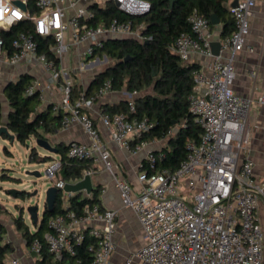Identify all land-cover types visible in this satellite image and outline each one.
I'll use <instances>...</instances> for the list:
<instances>
[{
  "label": "built area",
  "instance_id": "built-area-1",
  "mask_svg": "<svg viewBox=\"0 0 264 264\" xmlns=\"http://www.w3.org/2000/svg\"><path fill=\"white\" fill-rule=\"evenodd\" d=\"M14 1L4 0L10 10L21 13V18L7 24L9 11L0 30L10 31L20 22L29 28L16 31L10 52L0 37V61L4 66L39 63L48 73L45 88L60 87V98L49 101L52 112L62 113V128L77 123L89 138L88 142H69L67 155L101 165L111 173L123 205L135 213L143 230L144 243L128 255L125 264L135 260L139 264H264V224L259 219L264 181L255 178L252 161L242 157L250 141L246 124L249 108L253 103L264 104V95L240 96L232 88L234 55L244 47L255 0L227 1L234 30L219 39L217 55L210 48L209 19L196 9L188 16L194 35L180 34L172 50L187 62L192 55L209 58L208 74H196L197 83L188 97L189 108L202 132L197 141L186 142V157L174 170L158 167L160 151H148L137 173L136 188L113 173L108 145L89 112L97 99L113 89L112 81L106 79L92 94L81 91L74 100L71 90L73 77L90 66L84 65L86 59L103 48L107 37L146 39L144 22L135 24L132 19L113 18L95 24L91 7L113 2L126 15L141 16L149 10V1L18 0L25 9ZM234 1L236 5L232 6ZM35 36L52 40L48 50L56 62L38 51ZM73 50L77 53L78 69L62 65V58ZM35 91L38 99L45 101L43 88L36 82L26 87L24 94ZM130 95L127 112L101 111L99 118L110 128V137L118 147L136 152L148 145L149 141L142 137L151 129V123L145 115L130 116L136 112L133 97L137 92ZM59 166V160L53 162L46 168L45 177L63 194L66 208V182L55 177ZM92 172L91 166L83 176ZM116 216L115 209H105L99 203L85 205L81 213L68 210L52 216L43 236L52 259L60 264H83L76 257V245L90 238L92 257L88 264H110L117 247L113 239ZM41 245L35 239L30 246L38 258ZM5 264L25 263L19 257L6 256Z\"/></svg>",
  "mask_w": 264,
  "mask_h": 264
},
{
  "label": "trees",
  "instance_id": "trees-1",
  "mask_svg": "<svg viewBox=\"0 0 264 264\" xmlns=\"http://www.w3.org/2000/svg\"><path fill=\"white\" fill-rule=\"evenodd\" d=\"M149 10L141 16H129L118 9L113 2L103 7L92 6L95 20L92 23L109 22L113 18L119 20L132 19L135 24L144 22L146 39L139 41L133 38L125 40H109L104 43L106 55L115 60L113 65L101 70L93 76L91 85L82 89L74 84L71 90V98L74 100L81 91L85 94L94 93L106 79H110L113 89L125 88L129 93L137 92L133 97L136 112L130 116H147L151 123V129L143 135V139H166L161 149L162 158L158 160V167L174 170L186 157V142L197 141L202 129L197 124L192 111L189 108L188 97L194 91L196 74L199 65L195 62L183 61L173 50L175 39L182 33L194 35L188 22V16L196 9L200 14L209 19V27H213L210 17L215 15L222 24L221 37H226L234 30L233 17L227 8L228 0H147ZM29 25L20 22L10 31L0 30V37L4 39L6 48L12 50L10 41L16 31L27 29ZM38 41V51L57 61L48 50L50 38L35 36ZM32 75L23 73L15 81L5 83L2 92L6 103L0 99V125H5L9 133L14 134V140L25 145L30 137H45L61 127L62 113H54L51 105L39 108L40 100L38 91L25 95L24 91L33 81ZM127 100L116 106H106L103 112L115 113L127 112ZM6 104V106H5ZM8 108L7 111L4 109ZM0 137L12 140L7 134ZM60 166L56 173V179L64 182H75L83 177L84 172L91 168L88 160H80L67 155V145H57ZM6 149V147H5ZM33 155V154H31ZM50 158L45 156L44 161ZM22 197L25 191L19 193ZM99 190L96 188L91 195L83 192L69 194L68 205L63 207L64 197L59 191L52 210L44 206L41 219L34 224L31 230L23 217V210L19 216L13 219L15 229L21 232L27 245L30 247L35 239L42 242L39 251V264H60L54 261L43 236L49 230V219L68 210L81 213L85 205L100 204ZM0 207V213H1ZM5 227L0 224V264H5L7 253L12 250L10 242L5 241ZM92 239L85 238L76 245V257L88 264L92 257L89 245Z\"/></svg>",
  "mask_w": 264,
  "mask_h": 264
},
{
  "label": "crops",
  "instance_id": "crops-1",
  "mask_svg": "<svg viewBox=\"0 0 264 264\" xmlns=\"http://www.w3.org/2000/svg\"><path fill=\"white\" fill-rule=\"evenodd\" d=\"M221 29V23L209 27L210 42L219 41L222 38L220 34ZM69 56L70 53L62 58V65L67 66L69 64ZM188 62H195L199 65L198 73L208 74L207 65L209 58L192 55ZM39 66L40 64L36 62L4 66V63L0 61V80L1 78L4 79L5 84L9 81L17 80L23 73L32 75V81L36 82L40 89L43 88L45 101H40L38 107L44 108L49 105V101L58 98L59 94L57 92H60V87L46 89L43 77L46 78L48 73L45 71V74H41L38 70ZM94 74L95 72L90 76L79 74L76 77L75 75L73 77L74 84L82 89H86L91 85ZM232 88L234 93L240 96L258 97L259 95H264V0H255L253 13L249 16V33L245 39L244 47L234 55V80ZM202 89L203 87H201ZM130 97V93L125 88L112 89L103 97L97 99L89 112L100 130L102 138L108 145L113 173L120 178L126 179L136 188L139 185L137 173L141 168L140 165L144 161L146 153L150 150L155 152L161 151L165 144L162 145L160 143L162 139H152L149 140L146 147L136 152L121 149L112 141L110 128L101 123L99 118V114L104 110V107L116 106ZM3 103H6V100ZM7 109L5 108L4 110L7 111ZM246 124L250 131V141L244 148L242 157L252 161L255 178L259 181H264V104H251ZM48 137L55 146L60 144L67 145L72 141H89L88 135L81 125L77 123L71 124L66 128L60 127ZM91 166L93 167V172L90 176L93 185L99 190L100 205L105 209H115L117 211L115 232L113 234L117 247L111 254L110 264H125L128 255L144 243L143 230L135 213L123 205L118 189L114 184L113 175L103 169L101 165L91 164ZM259 219L264 224V204L260 205ZM0 224L4 226L2 222ZM5 234L6 232L4 233L5 241L10 242L12 245V250L7 253V257H19L25 264H39L36 253L27 245L21 232L15 229V233L12 235L14 241L10 236L6 237ZM131 264L139 263L135 260Z\"/></svg>",
  "mask_w": 264,
  "mask_h": 264
},
{
  "label": "rangeland",
  "instance_id": "rangeland-1",
  "mask_svg": "<svg viewBox=\"0 0 264 264\" xmlns=\"http://www.w3.org/2000/svg\"><path fill=\"white\" fill-rule=\"evenodd\" d=\"M76 56L77 53L73 50L70 53L68 65H74L75 68L78 69ZM104 56L107 58L105 59ZM96 59L99 60V63L89 66L88 68H83L80 71L78 70L79 72L76 77H78L79 74L90 76L92 73L101 71L113 65L115 62L114 59L106 55L105 49H100L95 51L93 56L86 59L84 65H89L90 62ZM38 70L41 74H45L41 64ZM43 81L46 83L47 77H43ZM3 86L4 79L1 78L0 99L4 102L5 98L2 94ZM57 93L59 94L58 98H60L61 92L58 91ZM160 143L164 145L166 139H162ZM26 144H29V147H26ZM26 144L23 145L17 140L0 137V207L2 210L0 213V222L5 226V236H10V238H12V235L15 233L13 219L19 216L20 210H23L25 222L29 225L30 229L33 230L34 224L31 222L26 209L29 205H37L39 215L38 221H40L44 209L45 190L51 183L50 179L45 177V170L53 162L58 160L57 153H49L36 145L33 136L30 137ZM5 147L10 152L7 151ZM48 155L50 158L44 161V157ZM28 170L40 171L42 175L41 178L27 175L26 171ZM11 190L25 191L30 195L25 194V197H22L20 194H16V196H14L10 193Z\"/></svg>",
  "mask_w": 264,
  "mask_h": 264
},
{
  "label": "water",
  "instance_id": "water-1",
  "mask_svg": "<svg viewBox=\"0 0 264 264\" xmlns=\"http://www.w3.org/2000/svg\"><path fill=\"white\" fill-rule=\"evenodd\" d=\"M173 1V0H171ZM15 4L19 5L22 9H25V5L18 1L15 0L14 1ZM232 6L236 5V2H232L231 3ZM210 22L212 25H218L219 24V20L217 19V17L215 15H212L210 17ZM129 37H124V36H110L108 38H106L104 40V42H107L109 40H125ZM210 48H211V52L214 55H217L219 53V49H220V42L219 41H212L210 42ZM104 58L106 59L107 57L104 56ZM99 63V60L96 59L93 62H90V66ZM100 71L95 72L94 75L98 74ZM2 133L7 134L12 140H14V134L9 133L7 127L5 125H0V135ZM35 143L36 145H38L39 147H41L42 149L48 151L49 153H57V147L52 143V141H50L49 139L45 138V137H38L35 138ZM26 147H29V144L25 145ZM49 156V155H48ZM42 161V160H41ZM26 174L29 176H33L35 178H41V172L38 170H28L26 171ZM96 189L95 185H93L92 183V178L90 175L86 174L84 175L81 179L75 181V182H66L63 190L66 193L69 194H75V193H80L83 192L85 194H91L94 190ZM60 190L53 184L50 183V185L46 188L45 190V199H44V206H46V208L48 210H52L53 209V205L55 203L56 200V194L59 192ZM21 191L18 190H11L10 193H12L14 196H16V194H19ZM27 213L28 216L30 218L31 221H33V223H38V207L37 205H29L27 207Z\"/></svg>",
  "mask_w": 264,
  "mask_h": 264
},
{
  "label": "clouds",
  "instance_id": "clouds-1",
  "mask_svg": "<svg viewBox=\"0 0 264 264\" xmlns=\"http://www.w3.org/2000/svg\"><path fill=\"white\" fill-rule=\"evenodd\" d=\"M11 11V15L7 17V24H11L13 22V19H20L21 13L16 9H9V7L6 5L4 0H0V27L4 25V18L6 14Z\"/></svg>",
  "mask_w": 264,
  "mask_h": 264
}]
</instances>
